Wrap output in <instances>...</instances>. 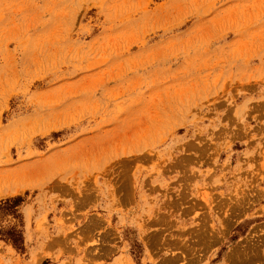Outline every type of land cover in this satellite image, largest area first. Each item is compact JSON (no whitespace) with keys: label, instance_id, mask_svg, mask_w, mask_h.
Here are the masks:
<instances>
[{"label":"rangeland","instance_id":"obj_1","mask_svg":"<svg viewBox=\"0 0 264 264\" xmlns=\"http://www.w3.org/2000/svg\"><path fill=\"white\" fill-rule=\"evenodd\" d=\"M259 239L264 0H0V264H264Z\"/></svg>","mask_w":264,"mask_h":264},{"label":"bare ground","instance_id":"obj_2","mask_svg":"<svg viewBox=\"0 0 264 264\" xmlns=\"http://www.w3.org/2000/svg\"><path fill=\"white\" fill-rule=\"evenodd\" d=\"M259 240H262V239H259ZM259 240H258V241H259ZM262 241H263V243H264V239H263ZM253 242H254V241H253ZM256 242H257V241H256ZM260 242H261V241H260ZM260 242H259V243H260ZM257 243H258V242H257ZM257 243H256V244H257ZM256 244H255V246H256ZM257 246H258V244H257ZM262 246H263V244L261 243V247H262ZM259 247H260V246H259ZM259 247H257L256 250H257ZM263 247H264V246H263ZM253 249H254V248H253ZM256 250H254V252H256ZM257 251H259V249H258ZM258 253L260 254V251H259ZM258 253H257V254H258ZM257 254H256V255H257ZM257 256H258V255H257ZM257 256H255V257H257ZM175 257H176V256H175ZM238 257H239V256H238ZM258 257L261 258V255H259ZM258 257H257V259H258ZM239 258H240V257H239ZM192 259H193V258H192ZM242 259H243V258H242ZM239 260H240V259H239ZM243 260H244V259H243ZM246 260H247V259H246ZM253 260H254V256H253ZM174 261H175V260H174ZM255 261H256V259H255ZM255 261H254V262H255ZM236 262H237V261H235V262L233 261V263H236ZM259 262H260V261H259ZM263 262H264V260H263ZM256 263H258V262H256ZM256 263H255V264H256ZM260 263H261V262H260ZM237 264H238V263H237ZM240 264H241V263H240ZM243 264H244V263H243Z\"/></svg>","mask_w":264,"mask_h":264},{"label":"trees","instance_id":"obj_3","mask_svg":"<svg viewBox=\"0 0 264 264\" xmlns=\"http://www.w3.org/2000/svg\"><path fill=\"white\" fill-rule=\"evenodd\" d=\"M17 239V238H16ZM15 240V239H14Z\"/></svg>","mask_w":264,"mask_h":264}]
</instances>
